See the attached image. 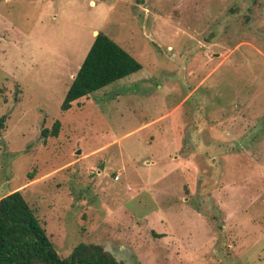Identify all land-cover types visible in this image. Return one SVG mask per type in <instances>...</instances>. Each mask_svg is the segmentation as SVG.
Masks as SVG:
<instances>
[{
	"label": "rangeland",
	"instance_id": "374dc122",
	"mask_svg": "<svg viewBox=\"0 0 264 264\" xmlns=\"http://www.w3.org/2000/svg\"><path fill=\"white\" fill-rule=\"evenodd\" d=\"M99 32L141 69L62 112ZM1 117L0 198L61 257L264 264V0H0Z\"/></svg>",
	"mask_w": 264,
	"mask_h": 264
},
{
	"label": "trees",
	"instance_id": "16d2710c",
	"mask_svg": "<svg viewBox=\"0 0 264 264\" xmlns=\"http://www.w3.org/2000/svg\"><path fill=\"white\" fill-rule=\"evenodd\" d=\"M141 69L128 52L99 32L60 105L68 111L74 102L87 97ZM3 117L0 119L2 125ZM60 122L42 136L58 135ZM0 264H120L102 246L80 243L61 257L46 235L33 210L20 191L0 198Z\"/></svg>",
	"mask_w": 264,
	"mask_h": 264
},
{
	"label": "water",
	"instance_id": "95a60500",
	"mask_svg": "<svg viewBox=\"0 0 264 264\" xmlns=\"http://www.w3.org/2000/svg\"><path fill=\"white\" fill-rule=\"evenodd\" d=\"M99 169H102V166Z\"/></svg>",
	"mask_w": 264,
	"mask_h": 264
}]
</instances>
